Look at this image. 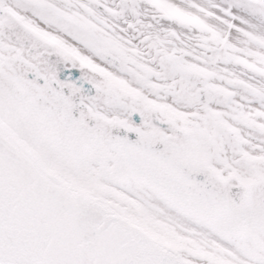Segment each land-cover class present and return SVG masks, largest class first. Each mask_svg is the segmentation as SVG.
I'll return each instance as SVG.
<instances>
[{
	"label": "snow or ice",
	"instance_id": "snow-or-ice-1",
	"mask_svg": "<svg viewBox=\"0 0 264 264\" xmlns=\"http://www.w3.org/2000/svg\"><path fill=\"white\" fill-rule=\"evenodd\" d=\"M0 264H264V0H0Z\"/></svg>",
	"mask_w": 264,
	"mask_h": 264
}]
</instances>
